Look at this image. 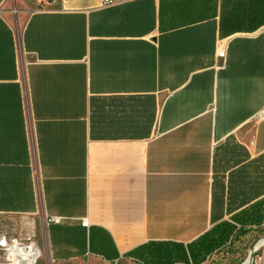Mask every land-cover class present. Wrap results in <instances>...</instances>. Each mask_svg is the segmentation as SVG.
Returning <instances> with one entry per match:
<instances>
[{
	"label": "crops",
	"instance_id": "crops-1",
	"mask_svg": "<svg viewBox=\"0 0 264 264\" xmlns=\"http://www.w3.org/2000/svg\"><path fill=\"white\" fill-rule=\"evenodd\" d=\"M262 109L264 0H0V216L47 264L257 239Z\"/></svg>",
	"mask_w": 264,
	"mask_h": 264
},
{
	"label": "rangeland",
	"instance_id": "rangeland-1",
	"mask_svg": "<svg viewBox=\"0 0 264 264\" xmlns=\"http://www.w3.org/2000/svg\"><path fill=\"white\" fill-rule=\"evenodd\" d=\"M15 26L21 30L22 20L15 19ZM22 218L15 216H0V235L7 234L9 236L20 237L29 231V224H24ZM255 233L251 229L242 228L236 230L228 241L209 253L205 259L199 264H242L251 249L255 239ZM186 253L187 250H186ZM188 262L180 264H193L189 255L187 254ZM38 264H47L45 258L42 256ZM89 264V263H83ZM94 264H141L139 262L131 261L129 259H122L115 263H94ZM179 264V263H175Z\"/></svg>",
	"mask_w": 264,
	"mask_h": 264
},
{
	"label": "trees",
	"instance_id": "trees-1",
	"mask_svg": "<svg viewBox=\"0 0 264 264\" xmlns=\"http://www.w3.org/2000/svg\"><path fill=\"white\" fill-rule=\"evenodd\" d=\"M232 230L233 227L228 223L214 226L185 247L181 244H171L168 247L159 244L146 245L143 248L147 255L141 261L144 264L187 263L188 254L193 264H199L209 253L226 243Z\"/></svg>",
	"mask_w": 264,
	"mask_h": 264
},
{
	"label": "built area",
	"instance_id": "built-area-1",
	"mask_svg": "<svg viewBox=\"0 0 264 264\" xmlns=\"http://www.w3.org/2000/svg\"><path fill=\"white\" fill-rule=\"evenodd\" d=\"M113 1L102 0V3L111 4ZM260 115H264V109L260 111ZM60 221L61 218L58 216H51L44 220L45 223ZM82 224L87 226L88 221L83 219ZM42 256L41 247L33 232L28 231L20 237L0 235V264H38ZM246 260L248 264H264V232L253 242Z\"/></svg>",
	"mask_w": 264,
	"mask_h": 264
},
{
	"label": "bare ground",
	"instance_id": "bare-ground-1",
	"mask_svg": "<svg viewBox=\"0 0 264 264\" xmlns=\"http://www.w3.org/2000/svg\"><path fill=\"white\" fill-rule=\"evenodd\" d=\"M242 264H248V260H245Z\"/></svg>",
	"mask_w": 264,
	"mask_h": 264
}]
</instances>
